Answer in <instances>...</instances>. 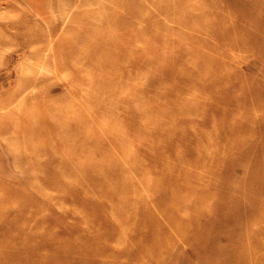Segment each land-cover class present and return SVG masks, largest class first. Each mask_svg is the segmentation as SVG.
Listing matches in <instances>:
<instances>
[{"label":"rangeland","instance_id":"1","mask_svg":"<svg viewBox=\"0 0 264 264\" xmlns=\"http://www.w3.org/2000/svg\"><path fill=\"white\" fill-rule=\"evenodd\" d=\"M0 264H264V0H0Z\"/></svg>","mask_w":264,"mask_h":264},{"label":"bare ground","instance_id":"2","mask_svg":"<svg viewBox=\"0 0 264 264\" xmlns=\"http://www.w3.org/2000/svg\"><path fill=\"white\" fill-rule=\"evenodd\" d=\"M28 120L29 119H27V122H28ZM29 123H30L29 127L26 130V133L24 135V140H26L25 141L26 143L29 140L30 145H34V143L36 142L34 139L45 133V132L43 133V131L45 129L46 123L44 121H41V120L37 121V122H34V120H30Z\"/></svg>","mask_w":264,"mask_h":264}]
</instances>
